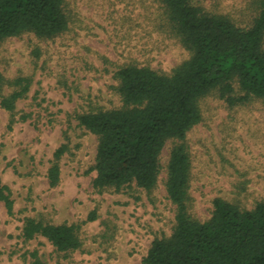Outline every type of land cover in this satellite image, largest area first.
Listing matches in <instances>:
<instances>
[{
    "label": "rangeland",
    "instance_id": "1",
    "mask_svg": "<svg viewBox=\"0 0 264 264\" xmlns=\"http://www.w3.org/2000/svg\"><path fill=\"white\" fill-rule=\"evenodd\" d=\"M193 1L240 26L256 15L255 0ZM64 9L68 28L54 38L27 32L0 42V176L14 201L13 215L0 202V264H32L33 251L47 264H143L152 242L174 230L176 206L165 181L170 152L181 141H166L151 191L134 183L98 190L92 169L98 136L77 115L123 106L120 67L170 74L191 52L159 0H65ZM18 77L30 80L29 90L9 111L1 100ZM236 87L235 95H243ZM199 105L202 120L184 141L190 214L208 220L215 198L252 209L264 201V99L229 104L214 90ZM62 146L59 181L51 185L49 168ZM27 217L77 225L81 247L64 252L43 236L25 240Z\"/></svg>",
    "mask_w": 264,
    "mask_h": 264
},
{
    "label": "trees",
    "instance_id": "2",
    "mask_svg": "<svg viewBox=\"0 0 264 264\" xmlns=\"http://www.w3.org/2000/svg\"><path fill=\"white\" fill-rule=\"evenodd\" d=\"M159 1L191 56L170 74L136 64L120 67L115 76L123 106L77 115L80 125L98 136L93 185L98 190H119L134 183L151 191L161 172L166 141L179 140L170 152L165 181L176 206L174 230L152 242L143 264H264V201L242 209L215 198L208 220L192 217L191 160L184 142L202 120L199 101L210 92L218 91L229 104L264 99V0L254 1L256 15L248 26L238 25L227 14L207 11L193 0ZM64 4L65 0H0V42L27 32L44 39L63 33L69 25ZM10 84L17 88L3 96L1 104L13 111L30 80L18 77ZM236 86L243 95H235ZM65 150L62 146L55 153L48 172L51 185L59 181L58 159ZM0 202L9 215L14 214V201L1 176ZM21 236L25 240L43 236L64 252L82 245L77 225L31 217L24 219ZM30 255L32 264H47L37 251Z\"/></svg>",
    "mask_w": 264,
    "mask_h": 264
}]
</instances>
